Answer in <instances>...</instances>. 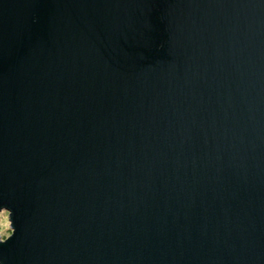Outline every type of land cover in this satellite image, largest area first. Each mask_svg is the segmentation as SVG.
<instances>
[{
  "label": "water",
  "instance_id": "water-1",
  "mask_svg": "<svg viewBox=\"0 0 264 264\" xmlns=\"http://www.w3.org/2000/svg\"><path fill=\"white\" fill-rule=\"evenodd\" d=\"M0 264H264V0H0Z\"/></svg>",
  "mask_w": 264,
  "mask_h": 264
},
{
  "label": "rangeland",
  "instance_id": "rangeland-1",
  "mask_svg": "<svg viewBox=\"0 0 264 264\" xmlns=\"http://www.w3.org/2000/svg\"><path fill=\"white\" fill-rule=\"evenodd\" d=\"M12 234L11 222L7 211L0 212V236L7 239Z\"/></svg>",
  "mask_w": 264,
  "mask_h": 264
},
{
  "label": "flooded vegetation",
  "instance_id": "flooded-vegetation-1",
  "mask_svg": "<svg viewBox=\"0 0 264 264\" xmlns=\"http://www.w3.org/2000/svg\"><path fill=\"white\" fill-rule=\"evenodd\" d=\"M3 211H5V210H3ZM2 212V211H1ZM0 239H1V241H5L6 239H3L1 236H0Z\"/></svg>",
  "mask_w": 264,
  "mask_h": 264
}]
</instances>
